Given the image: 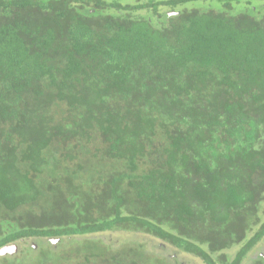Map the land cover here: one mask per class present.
<instances>
[{
	"label": "trees",
	"instance_id": "16d2710c",
	"mask_svg": "<svg viewBox=\"0 0 264 264\" xmlns=\"http://www.w3.org/2000/svg\"><path fill=\"white\" fill-rule=\"evenodd\" d=\"M263 240L264 0H0V264Z\"/></svg>",
	"mask_w": 264,
	"mask_h": 264
},
{
	"label": "rangeland",
	"instance_id": "374dc122",
	"mask_svg": "<svg viewBox=\"0 0 264 264\" xmlns=\"http://www.w3.org/2000/svg\"><path fill=\"white\" fill-rule=\"evenodd\" d=\"M110 1V0H109ZM120 1V0H119ZM121 1H123V0H121ZM210 7V4L209 3H203V4H201L200 5V8H202V9H208ZM50 241H52L53 243H54V247H50V246H52V245H50V246H48L47 245V247H49V248H55L56 249V251H58V255H60V256H63V254H65V252H63L62 251V246L59 244V241L58 240H50ZM43 244H45V243H43ZM164 245V243L162 244V246ZM12 247H14L15 248V246L13 245ZM38 249V248H37ZM18 250V249H17ZM13 251H15L14 249H12V252ZM47 251H49V250H47ZM18 252V251H17ZM17 252H13L12 254L14 255V254H16ZM46 253V251L44 252V253H40L39 254V256H40V259H42V258H44L45 257V254ZM57 253V252H56ZM62 254V255H61ZM68 254L69 255H72V249L70 248V250H68ZM259 256L260 257H263L264 256V240L258 245V247L243 261V263L242 264H250L251 262H252V258H255V260L257 259V258H259ZM181 258H186V261H191L192 262V264H204L200 259H197V258H194V257H191V256H188V255H185V254H183V255H181ZM39 259V258H38ZM37 259V260H38ZM1 264H3V262L1 261ZM53 264H61V263H53ZM152 264V263H151Z\"/></svg>",
	"mask_w": 264,
	"mask_h": 264
},
{
	"label": "water",
	"instance_id": "95a60500",
	"mask_svg": "<svg viewBox=\"0 0 264 264\" xmlns=\"http://www.w3.org/2000/svg\"><path fill=\"white\" fill-rule=\"evenodd\" d=\"M12 249L15 250V248L12 247V246H7V247L1 249V250H0V256H1V255H4V254H6V253H10V252H12Z\"/></svg>",
	"mask_w": 264,
	"mask_h": 264
}]
</instances>
